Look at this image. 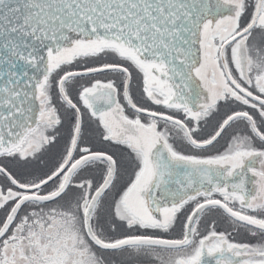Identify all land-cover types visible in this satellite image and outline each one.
I'll use <instances>...</instances> for the list:
<instances>
[{"label":"snow or ice","instance_id":"6c2138e0","mask_svg":"<svg viewBox=\"0 0 264 264\" xmlns=\"http://www.w3.org/2000/svg\"><path fill=\"white\" fill-rule=\"evenodd\" d=\"M0 264H264V0H0Z\"/></svg>","mask_w":264,"mask_h":264}]
</instances>
